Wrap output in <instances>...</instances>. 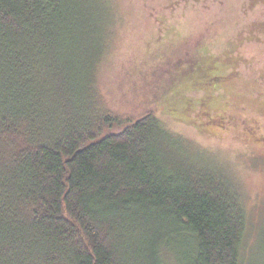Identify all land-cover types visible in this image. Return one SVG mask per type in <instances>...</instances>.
<instances>
[{
    "label": "trees",
    "instance_id": "trees-1",
    "mask_svg": "<svg viewBox=\"0 0 264 264\" xmlns=\"http://www.w3.org/2000/svg\"><path fill=\"white\" fill-rule=\"evenodd\" d=\"M106 9L0 0V264H242L234 185L152 111L100 108Z\"/></svg>",
    "mask_w": 264,
    "mask_h": 264
},
{
    "label": "rangeland",
    "instance_id": "rangeland-1",
    "mask_svg": "<svg viewBox=\"0 0 264 264\" xmlns=\"http://www.w3.org/2000/svg\"><path fill=\"white\" fill-rule=\"evenodd\" d=\"M95 1L109 9L100 108L135 121L152 111L228 179L247 216L242 264H264V0ZM212 63L227 78L197 88Z\"/></svg>",
    "mask_w": 264,
    "mask_h": 264
},
{
    "label": "flooded vegetation",
    "instance_id": "flooded-vegetation-1",
    "mask_svg": "<svg viewBox=\"0 0 264 264\" xmlns=\"http://www.w3.org/2000/svg\"><path fill=\"white\" fill-rule=\"evenodd\" d=\"M213 65L209 64L207 66V70L203 71V73L201 74V83H196L194 82L193 85H195L197 88L199 86H208L211 87L214 84H220L222 82V80L226 79L227 77H224L222 75L217 76L216 74L213 75L212 73H214L213 71L217 68H215V63H212ZM219 69V68H218Z\"/></svg>",
    "mask_w": 264,
    "mask_h": 264
}]
</instances>
